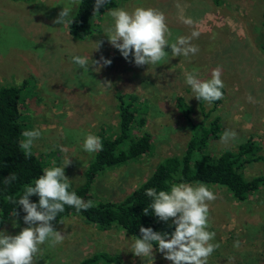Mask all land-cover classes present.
I'll use <instances>...</instances> for the list:
<instances>
[{"label":"rangeland","instance_id":"rangeland-1","mask_svg":"<svg viewBox=\"0 0 264 264\" xmlns=\"http://www.w3.org/2000/svg\"><path fill=\"white\" fill-rule=\"evenodd\" d=\"M67 3L0 0V86L21 85L23 132L40 130L31 151L47 168L53 163L63 167L69 159L64 168L68 181L73 185L81 182L80 172L93 156L82 148L86 135L107 137L116 132L117 92L138 96L135 107L145 118L141 129L149 133L151 145L147 153L134 160L104 168L91 184L95 200H120L163 157L180 154L190 128L175 107L178 96L191 106L189 117L194 124L207 125L213 115L218 116L221 131L207 141V152L217 155L251 138L264 157V0H118L109 10L132 12L144 7L163 13L171 32L170 43L177 37L190 36L194 30L200 32L191 40L199 48L197 54L173 57L156 67L136 66L130 62L133 57L126 60L108 42L104 32L113 26L109 10L94 16L89 36L77 40L68 35L65 26L53 23ZM181 17L194 23L185 24ZM97 41L103 42L99 50L94 49ZM165 51L170 56V47ZM74 55L89 57V63L103 56L111 64L98 72L90 65L92 77L85 75L82 79L83 69L72 62ZM216 68L221 70L223 98L204 117L201 113L211 104H198L185 82L186 73L208 80ZM104 81L112 85L105 86ZM226 130L236 133L227 144L221 142ZM242 173L247 178L264 176V161L247 164ZM207 187L217 197L209 203L207 230L216 233L211 243L219 244L208 262L264 264V185L243 202L232 201L218 186ZM17 212L18 216L11 214L5 220L0 231L16 235L28 227L23 221L26 213L23 209ZM51 223L64 240L54 247L41 245L37 264H75L97 252L118 257L95 264H171L155 247L153 261L135 256L131 252L135 239L126 237L120 229L100 231L76 216ZM167 224H172L171 218ZM236 242L238 247L234 246Z\"/></svg>","mask_w":264,"mask_h":264},{"label":"trees","instance_id":"trees-1","mask_svg":"<svg viewBox=\"0 0 264 264\" xmlns=\"http://www.w3.org/2000/svg\"><path fill=\"white\" fill-rule=\"evenodd\" d=\"M117 1L108 0V3L94 14L95 0H80L69 17L73 23L65 26L67 34L77 40L89 36L95 24L94 16L115 7ZM262 15L264 17V12ZM20 89L21 85L0 86V227L14 209L16 211L22 209L21 205L9 202L8 197L18 199L23 195L25 186L34 184L35 179L47 168L34 153L26 157L19 147L24 128ZM136 97L138 96L132 93H116V132L107 137L101 134L98 136L103 145L102 150L93 153L91 160L81 170V182L73 185L68 181L70 192L74 191L85 201H94L95 206L87 211L77 212L75 208L65 205L64 212L59 213L55 220L76 216L100 231L117 228L122 230L126 237L137 239L141 235L139 231L141 226L151 227L158 232L174 231V225L170 227L171 224L159 221L151 209L148 215L144 214L143 209L151 203V198L145 195L147 188L160 191L169 190L173 183H203L218 186L234 202H243L259 186L264 185V176L253 175L247 178L242 173L243 167L247 164L264 161L258 144L248 138L239 143L235 149L223 150L217 155L207 152V141L221 131L217 124L218 116L213 115L207 125L202 123L196 125L189 117L191 106L178 96L175 107L190 128L189 136L180 154L163 157L150 174L120 200H95L90 193L91 184L104 168L134 160L150 149V135L141 129L145 124V118L138 114L139 111L135 107ZM196 100L198 104L204 102L197 98ZM220 101L221 99L212 102L211 107L201 114L208 117ZM139 129L140 133L137 134L136 131ZM54 166L58 167L57 163L51 164L48 168ZM12 173L17 179L6 185L5 177ZM29 199L38 203L39 197L33 195ZM117 257V255L109 256L97 252L82 257L75 264H95L98 260L115 261Z\"/></svg>","mask_w":264,"mask_h":264},{"label":"clouds","instance_id":"clouds-1","mask_svg":"<svg viewBox=\"0 0 264 264\" xmlns=\"http://www.w3.org/2000/svg\"><path fill=\"white\" fill-rule=\"evenodd\" d=\"M80 0H68L63 4L62 10L53 20L54 24L69 26L73 20L69 19L73 6H78ZM108 3V0H95L93 5L94 14ZM108 15L113 20V26L107 28L104 34L108 42L121 55L128 60L133 57L136 66H157L168 63L173 57H189L198 53L199 48L191 43L193 38H198L200 32L194 30L190 36L177 37L171 42V32L168 29L166 18L163 13L152 9L137 7L132 12L123 8L111 9ZM183 23L192 25L190 18L181 17ZM102 41H97L95 50H99ZM170 47L169 52L165 51ZM72 62L79 69H83L82 79L89 75L90 65L92 71H100L104 66L111 64L110 59L103 56L99 60L89 57L74 55ZM185 82L191 87L193 96L199 101L203 100L209 104L223 98L221 89L224 87L221 79V70L213 69L211 78L208 80L197 79L192 73H186ZM87 83V81H85ZM110 87V81L102 82ZM249 102L253 98L249 95ZM41 135L40 130H26L22 133L20 149L26 157L32 155V147L35 139ZM236 138L234 131L226 130L221 136V142L227 144ZM102 143L98 136L87 134L82 148L89 154L102 150ZM64 151V149H61ZM70 163L67 159L63 167H51L43 170V174L35 179L34 184L25 186L23 195L18 199L8 197L9 202L21 205L24 213L23 221L28 227L23 228L16 235H9L0 231V264H37L40 254V246L49 244L55 246L64 240V235L57 231L53 224L59 213L64 212L65 205L75 208L77 212L87 211L95 206L94 201H85L74 191L70 192L68 178L64 168ZM14 173L5 177L4 183L10 184L16 180ZM37 195L38 203L31 202L29 197ZM145 195L151 198V203L143 209L145 215L149 209L159 221L167 223L171 218L174 231L158 232L151 227L141 226L140 237L131 244V252L144 259L153 261L154 246L156 251L163 254L164 258L171 264H207L209 256L219 247V244L211 243L216 233L208 231L209 227V203L217 197L207 185L198 183L191 185L187 183H173L169 190L157 191L155 188H147ZM18 216L14 209L11 213ZM62 222V221H61ZM63 223V222H62ZM15 226V222H14ZM234 246H239L236 242Z\"/></svg>","mask_w":264,"mask_h":264}]
</instances>
